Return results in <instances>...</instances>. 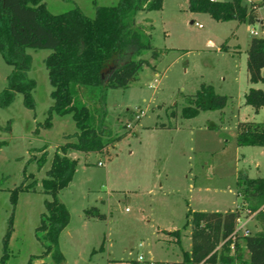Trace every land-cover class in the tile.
<instances>
[{"label":"rangeland","instance_id":"374dc122","mask_svg":"<svg viewBox=\"0 0 264 264\" xmlns=\"http://www.w3.org/2000/svg\"><path fill=\"white\" fill-rule=\"evenodd\" d=\"M43 1L52 13L78 7L89 17L97 6L117 2ZM249 1L255 0L244 3ZM258 16L264 20V7L257 9ZM135 21L150 33L158 54L153 57L152 50L143 51L140 58L147 63L136 79L126 88L107 91L105 123L111 136H119L113 145L100 153H66L76 159V166L58 192L70 215L58 238L62 264L181 261L182 249L191 246L187 214L237 209L244 215V200L236 189L238 175L264 177V146L236 144L239 121L264 122V106L255 112L245 98L250 87L264 89V82L248 80L246 70L250 39L264 36V26L191 12L188 0H163L160 10L138 11ZM222 44L227 50L218 49ZM50 52L26 48L31 56L28 76L36 81L35 107L27 108L20 92L9 106L0 107V141H7L0 146V257L11 218L8 260L12 264H28L31 256L34 264L43 260L54 264L49 256H35L43 252L36 228L44 201L51 198L43 191L42 179L58 146L76 140L77 127L71 114L54 112L51 125H43L54 102L44 62ZM11 69L0 53V90ZM203 83L226 95V105L182 117V107ZM32 180L34 189L19 191L12 203L11 191ZM93 207L105 218L86 216L85 209ZM247 226L250 233L261 229L255 218ZM175 230L180 244L172 234ZM239 253L248 257L243 245ZM138 255L144 261H138Z\"/></svg>","mask_w":264,"mask_h":264},{"label":"trees","instance_id":"16d2710c","mask_svg":"<svg viewBox=\"0 0 264 264\" xmlns=\"http://www.w3.org/2000/svg\"><path fill=\"white\" fill-rule=\"evenodd\" d=\"M163 0H117L115 4L95 8L94 16L85 15L78 7L60 13L48 10L43 0H0V53L6 64L12 67L6 76V86L0 90V107L9 106L17 92L22 93L23 104L35 107L32 91L36 81L28 76L31 56L26 48H48L51 52L44 62L52 86L54 102L48 109L44 126L51 125L52 113L71 114L77 131L76 140L66 141L55 151L47 177L42 179L45 193V210L40 215L36 235L43 245V252L36 257L49 256L54 264H62L64 256L58 246L61 231L69 222L66 205L58 192L71 180L76 159L66 155L69 150L84 153H100L113 145L119 136H111L106 126V97L109 88H126L136 79L138 71L147 61L140 58L145 50L157 49L150 42V33L135 21L138 11L160 10ZM264 7V0H188L191 12H205L218 21L235 19L239 23L253 24L257 9ZM264 26V24H263ZM221 50H227L222 44ZM113 60H117L114 62ZM106 66H111L106 68ZM246 70L251 83L264 82V36H253L247 49ZM246 103L255 112L264 106V89L250 87L245 93ZM227 96L216 93L211 84H201L181 109V116L190 118L201 110L223 108ZM8 127V126H7ZM6 127V128H7ZM0 141V146L6 144ZM236 144L238 146H264V122L239 121ZM60 150V152H59ZM44 154L38 159L42 164ZM35 180L21 184L11 191L15 203L21 190H33ZM236 189L244 200L247 210L256 211L264 204V177H249L240 173ZM239 210L190 211L187 221L191 223V246L182 249L183 262L194 264L204 260L210 264H264V212L258 211L254 218L261 229L246 236L228 238L235 227ZM86 216L105 218L96 207L85 209ZM11 218L3 237V253L0 264H12L8 260V238ZM180 244L179 231L172 232ZM234 242L235 254L230 255ZM221 246L215 250L220 244ZM247 258L239 253L242 245ZM33 256L28 260L32 262ZM36 264H51L40 261ZM136 264V262H132Z\"/></svg>","mask_w":264,"mask_h":264},{"label":"built area","instance_id":"2783aa9c","mask_svg":"<svg viewBox=\"0 0 264 264\" xmlns=\"http://www.w3.org/2000/svg\"><path fill=\"white\" fill-rule=\"evenodd\" d=\"M196 25H197V23H196ZM250 33L253 34V35H257V31L253 30V29L250 30ZM258 211H263L264 212V204L261 205L259 207V209L256 210V211H250V210L246 209V213L244 215L239 213L238 217L236 218V223H235L234 230H233L232 234L228 238H231L232 241H234L237 236H246V235L250 234V231H249L247 225L250 222V220H252V218H254L255 214ZM221 244L222 243H220L215 248V250L218 249L221 246ZM229 254L230 255H234L235 254L234 242H232L231 245H230ZM137 260L141 262V261H144V258H143L142 255H138L137 256ZM146 264H190V263L183 262V260H181V261H160V262L159 261H154V260H148L146 262ZM194 264H210V263H207L205 261V259H204V260H201V261H199L197 263H194Z\"/></svg>","mask_w":264,"mask_h":264},{"label":"crops","instance_id":"0c3cea01","mask_svg":"<svg viewBox=\"0 0 264 264\" xmlns=\"http://www.w3.org/2000/svg\"><path fill=\"white\" fill-rule=\"evenodd\" d=\"M257 19H259L260 21H256V22H259L261 23L262 25L264 24V20L262 17L258 16ZM218 49L220 50V47H218ZM223 211H226V210H223Z\"/></svg>","mask_w":264,"mask_h":264},{"label":"water","instance_id":"95a60500","mask_svg":"<svg viewBox=\"0 0 264 264\" xmlns=\"http://www.w3.org/2000/svg\"><path fill=\"white\" fill-rule=\"evenodd\" d=\"M256 21H260L259 19H256Z\"/></svg>","mask_w":264,"mask_h":264}]
</instances>
